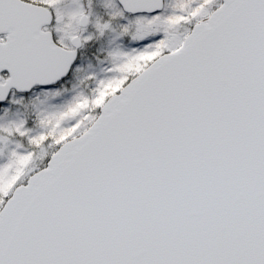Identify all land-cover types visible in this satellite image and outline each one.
Here are the masks:
<instances>
[{
  "label": "water",
  "instance_id": "obj_1",
  "mask_svg": "<svg viewBox=\"0 0 264 264\" xmlns=\"http://www.w3.org/2000/svg\"><path fill=\"white\" fill-rule=\"evenodd\" d=\"M223 1L14 191L0 264H264V0ZM51 21L0 0V101L70 74L82 43L58 46Z\"/></svg>",
  "mask_w": 264,
  "mask_h": 264
},
{
  "label": "rangeland",
  "instance_id": "obj_2",
  "mask_svg": "<svg viewBox=\"0 0 264 264\" xmlns=\"http://www.w3.org/2000/svg\"><path fill=\"white\" fill-rule=\"evenodd\" d=\"M102 1L106 2L105 4L114 19L110 16L105 19L93 16L91 19L89 16L87 28L76 29L77 32L82 33L83 47L81 63L76 66L70 79L47 94L46 92L39 94L26 102L24 101L23 104L20 102V106L15 107L17 102L13 100L11 105L14 108L0 114V205L12 188L43 164L48 154L51 151L54 152L61 144L62 139L77 136L91 123L103 105H97V101L94 100L95 91H98L101 98L106 97L104 98L106 100L107 93L112 89L115 90L120 81L141 70L137 67L139 66L138 62L145 59L147 54L144 52L145 50L133 51L129 49L130 53L127 58H123L119 52L114 51L116 44L126 42V35L114 31V27L118 26L117 23L121 26L130 25V17L118 10L113 0H99L98 3H102ZM60 3L63 5L64 1ZM167 5L168 10L166 11L169 14L167 15L165 12L164 19L159 16L147 23L142 18L134 20L135 26L133 25V27L136 30H133L131 34L134 41L147 39L152 34L159 32L162 29L158 25L160 23H163V26H172L168 24V17L171 19L174 13L182 16L188 15L183 8H177V4L176 7H173L172 2ZM100 13L102 12L100 11ZM77 18L79 19V17ZM73 21L75 23L78 20L73 18ZM185 23L188 25L189 21L185 20ZM168 31L170 33L167 34L166 47L172 49L180 44L182 36L175 35V27ZM103 80L106 82L105 86L102 85ZM113 81L116 82L112 83ZM94 86H97L98 90L96 88L94 90ZM36 116L39 120L35 119ZM69 121L72 124L70 123V127L64 130L63 127L65 128L66 125H63L62 122L66 124ZM68 133L69 136H66ZM45 137H47V141L41 143V138ZM34 139H38L40 142H35Z\"/></svg>",
  "mask_w": 264,
  "mask_h": 264
},
{
  "label": "flooded vegetation",
  "instance_id": "obj_3",
  "mask_svg": "<svg viewBox=\"0 0 264 264\" xmlns=\"http://www.w3.org/2000/svg\"><path fill=\"white\" fill-rule=\"evenodd\" d=\"M22 1L43 7L50 11L52 15V21L50 25L41 27V32L51 33L53 36L54 42L58 46L66 50H73L74 48L72 46V41L76 38H78L81 41L82 45L78 49L77 60L74 63L71 69V72L66 79H64L63 81H61L55 86L36 87L32 89L30 92H19L16 89H11L5 101H0V114H2L3 112H7L14 108V106L11 105L13 100L17 102L15 104V107H17V105H19L20 102L23 104L24 101L26 102L30 98L36 97L39 94H42V93L44 94L45 92L47 94V92L51 91L52 89H56L62 84H64L65 82H67V80L70 79L72 73L76 69V66L79 63H81L80 62L81 49L83 47V41H82V36H81L82 33L80 31L77 32L76 29H79V30L86 29L89 24V16L91 19H93V16H97L98 18L102 17L103 19L107 18V16L112 17L111 12L108 10L105 4L106 3L105 1H102V3H98L99 0H22ZM61 1H64L63 5L60 3ZM113 2L117 6L118 10L123 12L124 15L130 17L129 19L130 25L121 26L119 23H117L118 26L114 27L115 28L114 31L119 32L122 35H126L125 37L126 42H124L123 44H120V43L116 44L114 46L115 48L114 51L119 52V55H121L123 58L128 57V54L130 53L129 49H132L133 51L145 50L144 52L147 53L145 56V59H142L141 61L138 62L139 63L138 67L143 66V68L138 73H136L135 76L131 78L133 79L134 77H136V75H139L145 68L151 65L159 57L166 55V53L170 54V53L175 52L176 50H179L183 46L187 36L193 31L194 27L201 23L207 24L211 15L223 5L224 1L223 0H163V3H164L163 9L157 13H134V12L129 13L123 9L119 0H113ZM169 2L173 3V7H176V4H177V8L179 9L183 8V10H186V11L189 9L187 12L185 11V13H188V15L185 14L182 16L181 14L176 15V13H174L172 14L173 17H171V19L168 17V20H169L168 24H171L172 26H168V25L163 26L164 24L160 23L158 25H160L162 29L159 32L152 34V36L147 39H144V40L137 39L134 41V38L131 36V34L133 33V30H136L133 27V25L135 26L134 20L142 18L147 23V21L157 19L159 18V16H162V18L164 19V15L169 14L166 11L168 10L167 4H169ZM104 6L106 7L107 10L105 9ZM100 11L102 13H100ZM95 13L97 14L95 15ZM202 13L204 14L202 15ZM77 17H79V19ZM84 17L86 18V26H82V21ZM73 18H76L78 20L76 21L77 23L76 22L74 23ZM112 19L114 18L112 17ZM185 20L189 21L188 25H186V23L184 24ZM98 24H99V21H98ZM172 27L176 28L175 35L182 36V38L178 46L170 49L169 47H166V43L168 41L167 34L170 33L168 30H170V28ZM9 38H10V35L8 34L7 35L0 34V43H5L7 39ZM125 43H127V45H125ZM9 79H10V75L8 72H5V71L0 72V88L5 86V84L8 82ZM0 98H1V95H0ZM35 119L39 120L37 116L35 117ZM95 119L96 118H94L91 121V123L84 130H82L77 136H74L70 139H73L83 134L92 125ZM46 138L47 137L41 138V143L44 141H47ZM70 139H67L64 142H62L60 145H58L57 148L54 150V152L51 151L41 166H39L28 177L26 175L25 179L20 184L12 188L8 196L5 198V200L1 199L3 200V202L0 205V212L2 208L4 207V205L7 203V201L9 200V198L12 196L15 189L21 185L26 184L28 180L32 177V175H34L36 172L42 169H45L50 163L53 155L58 151V149L62 146V144ZM34 140L35 142L39 141L38 139H34Z\"/></svg>",
  "mask_w": 264,
  "mask_h": 264
},
{
  "label": "trees",
  "instance_id": "obj_4",
  "mask_svg": "<svg viewBox=\"0 0 264 264\" xmlns=\"http://www.w3.org/2000/svg\"><path fill=\"white\" fill-rule=\"evenodd\" d=\"M137 68H139V69H142L143 68V66H141V67H137ZM133 76H135V74H132V76H127L126 78H124L122 81H120V83L118 84V86H116V89L115 90H110L109 91V93H107L108 94V96H107V99L110 97V96H112L113 94H117L119 91H120V89L123 87V86H125V85H127V83L131 80V78L133 77ZM103 79H105V78H103ZM103 86H105V80H103ZM116 82V81H115ZM114 81L112 82V83H115ZM112 83H110V84H112ZM97 87V86H96ZM95 86L93 87L94 88V90H96L97 88H96ZM59 88V87H58ZM96 88V89H95ZM98 90V89H97ZM98 91H95V96L93 97L94 98V100L95 101H97V105H101V104H104V102L107 100H105L104 98H106V97H100L99 95L100 94H98L97 93ZM106 94V95H107ZM106 95H104V96H106ZM99 98H101L100 100H99ZM98 114H99V110L97 111V114H95V117L94 118H96L97 116H98ZM60 123V122H59ZM72 124V122L71 121H69V122H66V124H65V122H62V124L63 125H66L65 126V128L63 127V129L65 130V129H67L68 127H70V125ZM60 127H62V126H60ZM70 133V132H69ZM69 133L66 135V136H69ZM69 137H65L64 139H62L61 140V142L60 143H62V142H64L66 139H68Z\"/></svg>",
  "mask_w": 264,
  "mask_h": 264
}]
</instances>
